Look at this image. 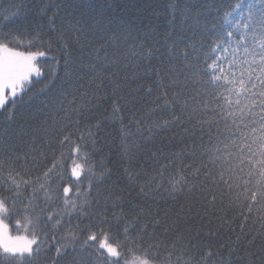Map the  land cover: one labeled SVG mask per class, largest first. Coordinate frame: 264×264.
Returning a JSON list of instances; mask_svg holds the SVG:
<instances>
[{
	"label": "snow or ice",
	"instance_id": "1",
	"mask_svg": "<svg viewBox=\"0 0 264 264\" xmlns=\"http://www.w3.org/2000/svg\"><path fill=\"white\" fill-rule=\"evenodd\" d=\"M93 8L0 12V264H264V0Z\"/></svg>",
	"mask_w": 264,
	"mask_h": 264
},
{
	"label": "trees",
	"instance_id": "2",
	"mask_svg": "<svg viewBox=\"0 0 264 264\" xmlns=\"http://www.w3.org/2000/svg\"><path fill=\"white\" fill-rule=\"evenodd\" d=\"M12 0H0V12H2L4 9L9 8L10 3ZM20 0H17V3H19ZM25 7H31L32 3H41V0H23ZM44 3L49 2H55V0H43ZM169 0H87V3L94 6L93 11L99 13L101 10L104 12L105 16H108L111 14L112 16L117 17H125L130 18L136 15V12L134 8H132V5H140L142 3H150L152 4V8L155 9L157 13H163V9L166 3H168ZM236 0H223V3L226 5L228 4H234ZM126 6L128 7L129 11L122 12L119 7L117 6ZM225 10H227L225 8ZM152 9H147L144 11L143 15L145 17L151 16ZM8 15H12V10H10ZM19 15H24L25 12L21 10ZM49 15H51V12H49ZM32 17L29 16V19ZM154 20V23H156L161 29L164 26L165 18L163 15H160L158 17H152ZM139 22V21H137ZM145 22H147L145 20ZM49 37L46 35L45 39H48ZM35 50V49H33ZM41 63H49L41 60ZM40 85L37 84L36 88H38ZM36 88L32 89V92H29L28 95H25L23 97L24 101H28L29 97L32 95L33 92L36 91ZM51 96V93H49V96H39L35 100H33L31 103L27 104L26 107L20 108L19 107V101L17 102V110H16V120L13 121L11 125H3L2 121H0V134H3L4 128H9L10 130H14L17 133H19V129L17 128L18 122L22 119V113H28V117H31L30 123L33 125L38 124L45 119H49V108L50 105L48 104L49 97ZM10 107V105H9ZM28 117H24L27 119Z\"/></svg>",
	"mask_w": 264,
	"mask_h": 264
}]
</instances>
